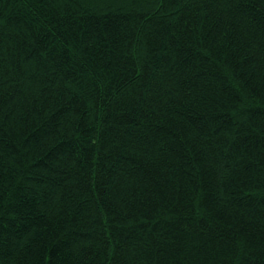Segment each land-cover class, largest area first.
<instances>
[{
    "label": "trees",
    "instance_id": "16d2710c",
    "mask_svg": "<svg viewBox=\"0 0 264 264\" xmlns=\"http://www.w3.org/2000/svg\"><path fill=\"white\" fill-rule=\"evenodd\" d=\"M0 264H264V0H0Z\"/></svg>",
    "mask_w": 264,
    "mask_h": 264
}]
</instances>
